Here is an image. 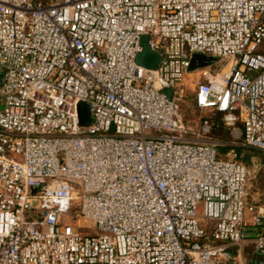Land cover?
<instances>
[{"label": "built area", "instance_id": "built-area-1", "mask_svg": "<svg viewBox=\"0 0 264 264\" xmlns=\"http://www.w3.org/2000/svg\"><path fill=\"white\" fill-rule=\"evenodd\" d=\"M263 42L264 0H0V264L263 262L245 164L178 104L194 53L223 60L195 106L264 154Z\"/></svg>", "mask_w": 264, "mask_h": 264}, {"label": "rangeland", "instance_id": "rangeland-1", "mask_svg": "<svg viewBox=\"0 0 264 264\" xmlns=\"http://www.w3.org/2000/svg\"><path fill=\"white\" fill-rule=\"evenodd\" d=\"M257 52L264 54V42L258 47ZM216 66H224V61L218 60ZM211 72H216V68H212ZM202 79L203 76L198 70L184 80L178 102L179 115L185 127L189 131L194 132L195 141H219L223 145V147L218 149V153L222 158H225L228 149L237 150L236 153H239L240 160L245 164L248 171L247 187L249 197L255 198L260 204H264V154L240 146L241 128L239 126L235 129L227 130L222 127L219 115L209 111H201L195 106L196 84ZM204 120H207L210 125V130L207 133L203 130ZM218 123L219 128L213 131V129L217 128ZM246 156L249 157V162L244 159ZM249 237L254 238L255 234L249 233Z\"/></svg>", "mask_w": 264, "mask_h": 264}, {"label": "water", "instance_id": "water-1", "mask_svg": "<svg viewBox=\"0 0 264 264\" xmlns=\"http://www.w3.org/2000/svg\"><path fill=\"white\" fill-rule=\"evenodd\" d=\"M140 43H141L142 51L138 54L136 58V63L149 70H156L161 60L160 55L150 49L147 36H142ZM218 60L220 59L215 58V57H207L200 53H194L191 56L188 71L192 73L197 70L213 67L217 65ZM2 79H3V75L2 73H0V106H1L0 110L3 109V104H4L3 95L1 91L2 90ZM171 95L172 93L168 91L167 96L170 97ZM78 115H79L80 125L84 127L89 126L91 122V117L89 113V107L86 104L79 103ZM256 262L257 261L255 260H251L249 264H255ZM258 264H264V261L259 262Z\"/></svg>", "mask_w": 264, "mask_h": 264}, {"label": "trees", "instance_id": "trees-1", "mask_svg": "<svg viewBox=\"0 0 264 264\" xmlns=\"http://www.w3.org/2000/svg\"><path fill=\"white\" fill-rule=\"evenodd\" d=\"M221 125H222V127H223V124H222V122H221ZM219 128V123L217 124V128H215V129H213V131H216V129H218ZM221 147H223V146H221ZM221 147H219V148H221ZM235 150V152L237 151L236 149H234ZM229 151V149L226 151V153ZM240 151V150H239ZM238 156H239V153H236ZM244 159L247 161V162H249V157H244Z\"/></svg>", "mask_w": 264, "mask_h": 264}]
</instances>
